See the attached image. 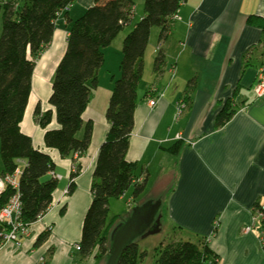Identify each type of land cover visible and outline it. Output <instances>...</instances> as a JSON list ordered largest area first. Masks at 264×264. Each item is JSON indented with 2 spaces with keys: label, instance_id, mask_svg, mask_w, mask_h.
<instances>
[{
  "label": "crops",
  "instance_id": "obj_1",
  "mask_svg": "<svg viewBox=\"0 0 264 264\" xmlns=\"http://www.w3.org/2000/svg\"><path fill=\"white\" fill-rule=\"evenodd\" d=\"M94 1L74 0L59 12L51 43L36 61L20 126L36 148L51 156L57 187L49 209L29 225L20 244L7 242L0 247V264H89L95 257L97 249L81 258L74 245L81 239L98 150L110 126L105 111L120 73L121 44L114 50L113 62L108 63L107 53L115 39L123 42L144 15L143 7L134 6L126 25L130 29L124 28L104 48L98 86L82 115L84 122L92 121V139L83 155H75L80 172L72 192H67L72 156H62L44 142L45 130L59 126L48 100L52 76L66 49L67 20L80 16ZM177 13L165 41H159V27L151 29L137 87L126 158L138 163V178H147V186L137 197L129 188L119 199L129 191V200L138 204L160 199L161 217L176 232L173 241H207L218 256L215 264H264V227L260 217L254 219L255 203L264 199V95L257 98L254 91L264 66L263 32L247 22L251 14L264 15V0H182ZM159 44L164 60L155 68ZM184 96L188 105L177 116V103ZM229 97L234 98L236 111L224 125L215 127ZM151 98H156L153 106ZM38 103L42 111H53L46 128L34 118ZM179 140L183 145L177 154L167 150ZM2 167L0 160V172ZM47 228V238L36 244Z\"/></svg>",
  "mask_w": 264,
  "mask_h": 264
},
{
  "label": "trees",
  "instance_id": "obj_2",
  "mask_svg": "<svg viewBox=\"0 0 264 264\" xmlns=\"http://www.w3.org/2000/svg\"><path fill=\"white\" fill-rule=\"evenodd\" d=\"M74 0H15L0 2L2 29L0 33V173L13 172L21 166L19 187L21 220L31 224L50 207L57 178L52 175L51 156L36 148L31 136L21 130L26 106L32 89V77L37 59L51 43L59 12L67 10ZM182 0H143L144 15L125 35L119 63L120 73L114 79L105 115L109 121L106 137L99 147L91 186L92 200L84 216L79 255L86 258L106 256L110 248V234L126 216L109 218V202L123 196L132 188L133 197L142 194L147 178L139 180L138 163L128 161L130 135L134 126L137 87L142 77L144 55L151 29L159 27V41L167 39ZM134 0H95L75 19L68 18L66 49L51 79L49 103L54 107L58 127L46 129L44 142L56 148L62 156H72L75 169L70 173L69 192L75 188L80 172L77 156L83 155L92 139V121L83 120L91 93L98 86V73L104 63V48L129 24ZM249 24L262 29L261 55L264 57V15L251 14ZM164 60L158 48L155 68ZM188 105V96L183 97ZM234 98L229 97L217 114L215 127L224 125L235 113ZM53 117L52 109H34L35 121L46 128ZM82 134L79 136V132ZM183 145L177 141L167 150L177 154ZM24 160V163H21ZM15 189L7 185L0 193V209ZM262 212L264 227V199L255 203ZM264 234V233H263ZM49 230L37 238L39 244ZM145 251L136 241L122 251L117 264H139ZM218 256L207 241H171L160 248L157 264H215Z\"/></svg>",
  "mask_w": 264,
  "mask_h": 264
},
{
  "label": "built area",
  "instance_id": "obj_3",
  "mask_svg": "<svg viewBox=\"0 0 264 264\" xmlns=\"http://www.w3.org/2000/svg\"><path fill=\"white\" fill-rule=\"evenodd\" d=\"M9 1L12 2L15 0H0V2L4 4ZM178 17V13H175L172 16V19L175 20ZM254 91L257 98H260L264 95V66L260 67L259 69ZM155 103L156 98H151L149 100V104L151 106H153ZM186 106V100L181 98L177 103V116L181 115ZM74 169L75 165L73 163L72 170ZM21 172L22 168L21 166H18L13 172L0 173V193L5 190L7 185H10L15 189V192L11 195L7 203L0 209V247L7 242L20 244V237L29 233L30 224H26L21 220L22 201L20 192L18 190L19 176ZM52 175H54L56 178L58 177L54 171H52ZM258 217H262V212L260 210H255L254 219ZM253 224L254 222L247 226L246 230L250 229ZM49 229L50 228H47V230ZM261 245L264 248V234L261 237ZM74 247L76 250H80L79 243H76Z\"/></svg>",
  "mask_w": 264,
  "mask_h": 264
},
{
  "label": "rangeland",
  "instance_id": "obj_4",
  "mask_svg": "<svg viewBox=\"0 0 264 264\" xmlns=\"http://www.w3.org/2000/svg\"><path fill=\"white\" fill-rule=\"evenodd\" d=\"M134 6L135 7H139L142 8L143 7V0H134ZM2 13L0 14V33H1V29H2ZM155 28V27H154ZM130 28H127V26L125 27V31L127 32ZM125 32V33H126ZM122 34V32L120 33ZM121 44L122 46V42L120 40L119 42V37L117 39H115V41H113L112 43V51L107 53L108 55V63L113 62L114 58H115V54H114V50L115 48H118V46ZM251 95V93H249ZM130 197V191L128 192L127 196H124V198H112L110 199V207H109V218H112V216L114 215H122V216H126L128 212H132V210L142 204L143 202H141L140 204H138L137 202L135 203L134 201L129 200ZM160 200V199H157ZM129 201L132 203V206L129 205ZM159 217V224H160V230L155 232V233H151L148 234L146 236H144L143 234H136L134 240L137 242L138 244V248L140 251H145L144 256L142 257V259L140 260L139 264H157V258L159 256L160 253V248L161 246L173 241L176 237V232L174 230V228H172V226L167 223V221L165 220L164 217H161V213L159 212L157 217ZM102 258V259H101ZM93 262L91 261L89 264H106L107 263V255L105 256H95L92 257Z\"/></svg>",
  "mask_w": 264,
  "mask_h": 264
},
{
  "label": "water",
  "instance_id": "obj_5",
  "mask_svg": "<svg viewBox=\"0 0 264 264\" xmlns=\"http://www.w3.org/2000/svg\"><path fill=\"white\" fill-rule=\"evenodd\" d=\"M161 200H147L136 206L129 215L115 225L110 234V248L106 264H117L124 248L135 241L136 234L144 236L160 230Z\"/></svg>",
  "mask_w": 264,
  "mask_h": 264
}]
</instances>
